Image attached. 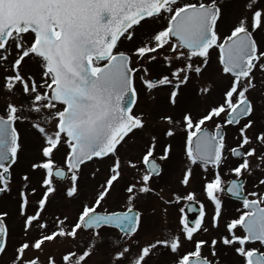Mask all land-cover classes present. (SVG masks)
I'll return each instance as SVG.
<instances>
[{"label": "snow or ice", "instance_id": "obj_1", "mask_svg": "<svg viewBox=\"0 0 264 264\" xmlns=\"http://www.w3.org/2000/svg\"><path fill=\"white\" fill-rule=\"evenodd\" d=\"M225 8L226 0H0V257L11 247L10 264H88L103 233L118 229L109 264H150L158 252L168 264H221L218 246L239 264H264V0H246L231 20ZM156 21L163 23L139 32ZM214 52L227 83L202 111L162 114L159 128L134 111L137 82L150 96L167 88L178 108ZM158 61L170 71L153 78L149 65ZM212 91L211 81L198 89L202 97ZM138 132L146 137L141 154L122 155ZM26 141L35 150L17 171ZM177 142L186 158L179 183L188 188L201 169L210 219L195 192L165 198L152 186ZM122 181L124 210L110 211ZM150 195L165 223L168 206L185 205L176 231L141 243L137 204ZM224 195L240 207L221 232ZM58 198L78 201L79 210L49 216ZM52 244L69 247L57 258Z\"/></svg>", "mask_w": 264, "mask_h": 264}, {"label": "rangeland", "instance_id": "obj_2", "mask_svg": "<svg viewBox=\"0 0 264 264\" xmlns=\"http://www.w3.org/2000/svg\"><path fill=\"white\" fill-rule=\"evenodd\" d=\"M227 6L225 8L226 14L228 18L235 19L236 16L240 14L243 8V4L246 0H228ZM163 21H156L149 23L148 25L144 26L143 29H140L139 32L143 34L146 31H150L154 27H159ZM123 46L131 47L129 44H125ZM156 64L161 66L162 74H168L169 69L165 68L159 61ZM154 65H149L150 73L152 77H159L161 74L155 72L152 68ZM28 68L33 71L37 72L38 68L33 63L28 66ZM213 83V91L207 97H202L198 93V89L207 85L209 82ZM227 83L226 80H222L219 75V66L217 61V55L214 52L212 54V60L210 67L204 72L203 76L197 78L195 76L192 77L191 81L187 85L186 88L182 89L181 95L178 98L179 100V107L173 108L168 103V94L169 90L167 88L154 90L153 94L150 96L145 92L142 86H140L139 82H137V87L139 89V101L137 107L134 109L137 113L145 112L147 114L148 119L150 122L155 125L157 128L160 127L159 117L162 114H173L179 115V112L183 108H191L195 113L202 111L203 108L214 102L216 99L219 98L220 89L223 85ZM259 88V85H258ZM154 97V98H153ZM5 94L0 92V105L4 103ZM146 137L142 133H137L135 137L128 141V144L125 146V149H122V155H127L130 157H137L141 154L143 145L145 143ZM34 147L30 141H26V152L24 158L21 160V167L17 169V171H22L27 168L29 160L34 152ZM182 148L177 142L175 147V155L171 162L165 165V171L161 175L162 177V186L157 188V191L163 189L162 195L165 198H171L172 193L176 192L180 195H185L187 191L193 189L192 182L188 188H184L180 185L179 180L182 176L183 169L185 167L186 161L185 157L183 156ZM95 167V166H91ZM101 167H105L101 165ZM88 169V171H90ZM130 177L126 176V179ZM252 177H249L251 179ZM201 180V179H200ZM198 179L197 182V191L201 189V181ZM157 182L155 180L152 181V186L156 188ZM124 182L122 181L120 185H117L116 191L113 193L112 197L109 198L105 207H107L110 211L111 210H124V199H123V187ZM185 192V194H184ZM183 201L180 204H174L168 206V214H167V223L164 222V216L161 213V208L163 205L155 196H147L142 197L140 201H138L137 207L141 209L145 214V222L140 230L139 236L136 238L141 243L146 241H150L156 237H159L163 234L166 230L176 231L178 228V221L180 218L179 215V208L183 205ZM6 206L10 208L14 212L15 204L12 201H6ZM153 209L155 211L153 212ZM79 210V202H68L63 199H57V202L49 209L48 215L51 214H61V213H68L71 216H74L76 212ZM87 233H81V243L80 247L82 248L83 240L87 237ZM123 234L115 231L114 229H108L103 233V239L98 242V248L92 255L91 259L89 260L88 264H109L112 249L116 246V242L119 238L122 237ZM69 247L67 244H52L47 246V250L57 254V258H59V252L62 251L64 248ZM136 249H133L135 252ZM207 249H205V254H207ZM218 251L224 256L223 258L233 259L232 263L228 264H239L238 257L234 256L231 250H226L222 246L218 247ZM13 250L9 247L7 256L1 257L0 264H10V258L12 257ZM221 257V256H220ZM222 258V257H221ZM222 258V259H223ZM170 257L166 253L158 252L154 255L150 261V264H168ZM223 261H221V264Z\"/></svg>", "mask_w": 264, "mask_h": 264}, {"label": "flooded vegetation", "instance_id": "obj_3", "mask_svg": "<svg viewBox=\"0 0 264 264\" xmlns=\"http://www.w3.org/2000/svg\"><path fill=\"white\" fill-rule=\"evenodd\" d=\"M226 1H228V0H226ZM227 5L228 4L226 2V6ZM225 12H226V10H225ZM146 25H148V24H146ZM217 55H218V53H217ZM153 65L154 66L152 68L155 70V72H158L160 74L163 73L160 65H158L156 63H154ZM153 78H157V77H153ZM230 143H231V140H230ZM185 161H186V158H185ZM222 171H226V169H223ZM193 175H194V178L192 180V187H193V189H191L189 191L195 192L196 200L202 201L205 204L206 211L209 213V217L208 218L210 219V216H211V214L213 212V206L207 201V199H206V197H205V195L203 193V189H202V183H203V181L201 179L203 173H202L201 169L194 168ZM209 176H211L210 173H209ZM232 178L233 177L230 176V175H224V180L225 181L230 180ZM198 179L199 180L201 179L200 180L201 181V189H200V191H197V182H198ZM154 180L157 182L156 183L157 184L156 189L162 186V184H161L162 183V181H161L162 180V177L161 176L158 177V178H156V179H154ZM252 181H253V177L251 179L247 178V186H248L249 190H251V188H252ZM189 191H187V192H189ZM180 192H182V191L180 190L179 193ZM184 194H185V192H184ZM221 198L224 201L223 219L221 221V232H223V222L225 220H228V219H230V218L235 217L236 215H238V213L236 212V209L238 207H240V204L234 198H231V197H229L227 195H224ZM184 205H185V202L183 203L182 206H184ZM195 206L198 207V205H195ZM179 215H180V212H179ZM188 216H189L190 219H195L196 213H189ZM178 226H179V221H178ZM212 234L215 235L216 233L214 232ZM198 238H208V237L202 234L201 237H198ZM218 252L220 253V251H218ZM220 256L223 258L224 254L222 255L220 253ZM222 258H221V261H223L222 262L223 264H228L229 262L232 263V260L233 259H228V258H225V257L223 259ZM0 259H1V257H0Z\"/></svg>", "mask_w": 264, "mask_h": 264}]
</instances>
